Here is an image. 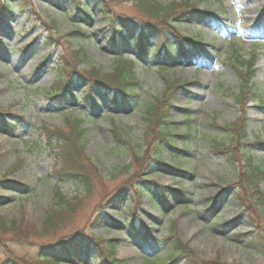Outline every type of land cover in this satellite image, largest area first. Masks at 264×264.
<instances>
[{"label": "rangeland", "instance_id": "rangeland-1", "mask_svg": "<svg viewBox=\"0 0 264 264\" xmlns=\"http://www.w3.org/2000/svg\"><path fill=\"white\" fill-rule=\"evenodd\" d=\"M108 1L115 15L139 23L134 4ZM160 1L185 10L172 20L175 30L167 29L172 45L181 37L194 42L177 45L171 61L144 59L132 43L113 51L110 28L90 10L85 20L73 16L75 7L53 0H0L13 5L10 14L0 6V219L17 221L22 237L13 242L0 231V264L7 250L38 255L47 243L38 238L45 214L68 211L58 206L60 198L72 211L51 234L52 244L93 237L115 244L116 264H161L169 250L154 241L172 235L200 264H264V249L250 241L264 238V175L251 185L244 159L264 169V0ZM76 30L83 37L71 36ZM116 53L133 64L127 68L137 79L129 85L136 98L131 106L119 92L93 86L87 93V82H72L73 74L90 68L112 76ZM252 61L253 74L242 65ZM168 83L185 84L172 90L170 109L178 127L172 143L180 151L164 147L160 165L150 153L163 140L155 131L146 136L142 115ZM57 88L66 91L61 103L44 94ZM75 125L84 131L79 138L92 166L88 191L60 175L46 146L47 133L72 137ZM187 127L192 136L181 139ZM119 135L123 142H116ZM213 142L222 148L213 149ZM226 145H236L235 152ZM144 183L155 203L134 192ZM114 196L117 203L109 201ZM86 251L76 264H96V249Z\"/></svg>", "mask_w": 264, "mask_h": 264}, {"label": "trees", "instance_id": "trees-1", "mask_svg": "<svg viewBox=\"0 0 264 264\" xmlns=\"http://www.w3.org/2000/svg\"><path fill=\"white\" fill-rule=\"evenodd\" d=\"M55 4L60 7L74 8L75 12H73V16L75 18H85L86 20L90 17L87 15V11L90 10L91 14L98 15L103 24V27L106 29L110 28L111 34L108 36V43L113 49V51H118L120 44H130L136 47L138 54L142 57H152L156 58L160 53L164 54V57L170 58L173 55L174 49L184 48L185 45H193L188 38L181 37V40L176 41V45H172L171 32L167 29L175 30L172 25V20L174 18L180 19L183 17L185 10L177 11L176 8L168 3H163L160 0H126L129 3L134 4L135 8L139 12L140 19L137 25L129 24L126 22V18L122 15H115L112 10L110 11L111 2L108 0H53ZM3 7L4 11L7 14L12 12L13 5L11 3H6V5H0ZM192 11L197 12L195 9ZM137 26V27H136ZM74 34H79L83 37V34L80 33V30H76ZM174 35V34H173ZM154 42V46H149L150 42ZM178 45V46H177ZM180 55L183 54L180 52ZM79 61L85 60L86 55L77 56ZM115 62V70L113 71L112 76H100L99 70H95L90 68L89 72L84 73H76L72 75V82L74 81H84L87 82L86 91L91 92V88L97 87L103 90L110 95L113 92H119L122 94L124 102L126 106H131L133 101H136L133 98L132 93H129L130 84L132 81H136L134 75L129 76L130 74L127 71V68L132 69L133 64L123 61V55L117 54L112 58ZM72 62H75V59H72ZM243 69L248 70V72L254 73L253 66L254 61L242 63ZM75 66H77L75 64ZM246 80V85H250V79ZM131 78V79H129ZM185 84H176L168 83L166 85L165 91L161 93V95L153 101V103H149L146 107L142 120L148 127V131L146 132V136H150L152 138L153 131L157 132L160 140H163L159 146H153L150 154L155 153L154 159L159 161V164L162 165L161 154L165 148H170L172 150L178 149L172 143V138L175 135V130L178 128L175 124L171 123L170 119V109H172V101L173 94L172 91L174 88L180 89L184 88ZM59 88L54 90H48L44 94L50 100H54L56 102H61L65 99L66 91L59 90ZM175 90V89H174ZM86 93V94H87ZM264 100V98H262ZM260 99L259 103L264 107V101ZM79 127V123H78ZM77 125L75 128L77 132L72 134V137L66 135L63 132H50L47 133L48 141L47 148L50 150V154L52 158H54L55 165L58 167L60 175L66 180H70L71 182L77 184L78 186H83L87 191L89 190L88 182L90 180V168H92L89 160L83 154V147L81 144V135L84 133L83 130L79 129ZM80 131V132H79ZM192 136V131L190 127L185 128V132L179 137L181 139L189 140ZM77 138L75 140L74 138ZM116 142L120 143L121 136H114ZM163 145V146H162ZM162 146V147H161ZM117 149L119 150V145L117 144ZM165 147V148H164ZM186 147V146H185ZM228 145L223 146V148H230L235 152L236 145L228 147ZM213 149L222 148L220 143L213 142ZM229 153L228 157L232 160L233 158H237L236 154ZM176 157V156H174ZM247 157V167L249 173L245 174V180L251 183V185L255 184L254 177H259L264 175V169H261L259 166H256L253 163L252 159ZM146 163L144 162V166ZM172 171H176L180 173L177 169H171ZM134 192L139 194L140 196H146L150 203H155L153 195L146 191L145 186L136 187ZM109 201L112 203H117V196L112 197ZM59 207L62 209L68 210L66 213H60L55 210H50L45 214L44 221L42 224V230L38 233V238H43L47 242L46 245L39 246V253L34 258H22L16 255L15 253L7 250V256L3 259L2 264H76V259L78 254L81 252L82 248L89 252V249L93 246L96 249V264H116L117 262L114 260V252H115V244L112 241L106 242V240H101L97 238H89L86 242H81L79 238L78 240H70L67 239L66 242L61 244H52V235L55 233L56 228L60 227L61 224L65 221V216L71 213V209L69 204L64 200V198L59 199ZM118 210L117 212H119ZM264 216V215H263ZM22 227V226H21ZM23 228V227H22ZM19 224L17 221H11L9 223L4 222L0 219V231L8 237L7 239L11 241H16L22 238L18 234L21 233ZM263 238V237H262ZM144 240H150L148 236H144ZM152 241V239H151ZM154 241V240H153ZM251 243L254 247H260L264 249V238L261 239L253 236L251 238ZM155 242V241H154ZM156 244H158L156 242ZM160 244L166 247L169 251V258L167 261L162 262L161 264H200L199 261H192L191 254L188 251L185 245H182L178 242L175 236L169 235L165 237L163 240H160ZM85 252V254L88 252ZM201 264H221L219 262H211V263H201Z\"/></svg>", "mask_w": 264, "mask_h": 264}]
</instances>
